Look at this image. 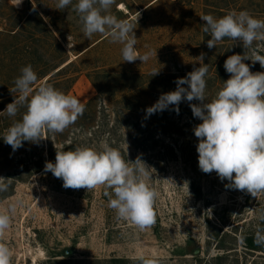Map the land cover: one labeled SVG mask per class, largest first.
<instances>
[{"label": "rangeland", "instance_id": "obj_1", "mask_svg": "<svg viewBox=\"0 0 264 264\" xmlns=\"http://www.w3.org/2000/svg\"><path fill=\"white\" fill-rule=\"evenodd\" d=\"M16 2L0 0V112L19 98V92L10 90L27 65L38 78L51 72L33 85L29 100L41 84H50L82 103L96 95L95 120L87 126L75 122L64 136L57 134L58 139L53 133L52 143L60 147L76 138L80 146L98 151L105 144L118 149L126 161L139 156L152 168L149 183L158 195L155 223L141 230L109 207L104 186L65 188L62 179L46 171L28 174L30 157L45 154L48 137L44 131V139L24 141L15 151L4 142L7 130L27 111V101L18 104L15 116L0 114V178L5 183L11 179L7 191L0 192V209L16 204L3 241L12 251L11 264H51L48 259L112 264L109 259L113 258L123 259L116 264H141L140 257L156 264H264V253L250 252L239 238L259 230L257 212L264 206V192L253 198L246 190L226 187L230 182L216 172L199 169V141L193 130L202 121L190 107L199 101H182L178 113L174 106L150 116L145 111L161 94L176 89L177 78L200 66L201 53L214 59L227 55L220 49L210 55L205 50L200 16H215L216 11L205 12L203 0H116L110 13L133 23L137 51L154 53L145 63L139 59L129 63L123 62L122 45L111 42L107 33L93 34L91 39L83 34L72 5L60 11L58 0H22L19 6ZM224 2L230 11L246 10L264 19V0ZM33 6L40 17L27 20ZM234 49L235 54L254 59L264 55V40L254 41L248 49L241 44ZM214 59L203 61L208 67L209 102L229 79L212 74L209 61ZM244 62L253 73L264 72L259 62ZM59 67L63 68L55 73ZM154 70L159 73L152 76ZM125 116H129L130 131L119 127ZM151 122L153 136L146 133Z\"/></svg>", "mask_w": 264, "mask_h": 264}, {"label": "clouds", "instance_id": "obj_2", "mask_svg": "<svg viewBox=\"0 0 264 264\" xmlns=\"http://www.w3.org/2000/svg\"><path fill=\"white\" fill-rule=\"evenodd\" d=\"M115 2L77 0L73 4V0H58L56 9L61 11L72 5L82 22L83 34L91 39L93 34L107 33L111 42L122 45L123 62L131 63L137 59L147 62L154 53L140 54L137 51L133 23L110 13ZM21 3L22 0H17L15 6ZM200 19L204 22L203 31L211 37L207 40L209 49L225 38L239 42L243 49L250 48L254 41L264 40V19L253 17L246 10H232L220 18L205 14ZM155 55L157 57V50ZM204 57L205 53H201L197 57L200 66L185 77L177 78L176 89L161 94L156 103L145 110L146 116L164 111L169 106H174L178 113L182 101H199L190 103L193 116L202 121L193 130L199 141L196 147L199 169L206 174L216 172L221 180L230 182L226 187L246 190L255 198L264 192V72L253 73L244 61L259 62L264 68V55H255L254 59L245 54L228 56L224 68L230 78L224 81L210 102L205 91L208 67L203 62ZM158 73L159 70H154L152 76ZM37 79L31 65L23 67L15 80V87L10 90L19 92V98L0 112L15 116L18 104L27 101V111L22 119L15 122L3 137L13 151L22 147L24 141L44 139L45 130L63 132L85 111V105L79 99L50 84H41L29 100L32 85ZM150 169L139 156L135 161H126L118 149L107 144L99 151L90 147L57 151L55 163H45V171L62 179L65 188L93 190L104 186L105 194L110 197L109 207L116 211L118 217L131 221L141 230L155 223L153 209L158 193L149 183ZM4 179L0 178V192L7 191L11 183L10 178L8 183ZM15 211L16 204L0 209V264H11L12 251L3 241ZM257 216L264 222V208L258 210ZM256 242L264 243V228L256 232ZM139 259L141 264H156L152 259Z\"/></svg>", "mask_w": 264, "mask_h": 264}, {"label": "trees", "instance_id": "obj_3", "mask_svg": "<svg viewBox=\"0 0 264 264\" xmlns=\"http://www.w3.org/2000/svg\"><path fill=\"white\" fill-rule=\"evenodd\" d=\"M224 1L225 0H203V5H204L205 12H209V11L211 12V11L214 10V11H216L214 17L220 18V17H222V15L224 16L226 13H228L230 11L229 10V5L226 2H224ZM39 17L40 16L38 15L37 11L32 9L31 13L26 16V19L27 20H30L31 18H38L39 19ZM203 23H202V26H204ZM42 24H43L44 29H47V26L45 25V23H43V21H42ZM203 35H204V40H205V42H204L205 50L209 53V55H210V53L214 52L217 49L224 50V52L227 54L225 57H224L225 54H223L220 58H216V59H214V58H206V55H205V58H204L205 59V63H208V59H214V60H210L209 61V63H210L209 66H210V69H212V74L216 78H219L220 76L221 77L222 76H226L227 78H230V74H228L225 71L224 62L228 58V56H231V55L235 54V49L234 48H235V46H238L240 44L239 43L235 44V41H232L230 39L225 38L224 40L219 42L216 45V47H214L212 49H209L207 47V40L211 38L210 34L209 33H205L203 31ZM66 65H68V64H66ZM57 67H56V69H57ZM62 68L57 70L55 73H58ZM50 73L51 72L49 71V72H46V73L42 74L37 79V81H39L40 79L44 78L46 75H49ZM47 81L48 80H46V82ZM33 85H35V84H33ZM33 85H32V87H33ZM95 90H97V92H99L100 88H95ZM95 99H96V95L93 96L92 98H90L88 101H86L84 103L85 111H84L83 115L79 116L77 118V120L75 121V122H79L80 123L79 125L82 124L83 126H87L90 123L89 121H91L93 119L95 120L96 116L93 115L94 111H93V107H92L93 106V100H95ZM13 101L14 100H12L11 102H13ZM11 102H9L8 104H10ZM126 110H128V108H126ZM122 114L125 115V112L122 111ZM128 117L129 116H125V118H126L125 122L123 124H119V127H122V129L125 128L127 131H130L132 125L129 126L130 119ZM150 125H151V128H148L146 130V133H148V135H150V136H153L154 133H155L154 132V128L152 126L153 122H151ZM93 132H94V129H93ZM140 132L143 133L144 131H140ZM45 133H46V135L48 137V139L46 138L47 141H46V144H45V154L44 153L43 154H37L35 156L30 157V162H29V164L27 166L28 167V174L34 175V174L41 173V172L45 171V163L46 162L50 161V162L55 163V157H56V152L57 151H68V150H74L76 147H83V146L79 145L80 144V140H78V139L76 140V138H74V140L72 142H69V143H65L64 142L63 144H61L60 147H56V146H54V144L51 141V140H53V138H51V139L49 138L55 132H50L48 130H45ZM65 133H66V128L63 130V132L55 133V137L57 136V134H59V136H64ZM56 138L58 139V137H56ZM57 139H55V140H57ZM48 173L50 175H53L51 172H48ZM263 208H264V206H263ZM257 226H258V229L264 228V222L259 221ZM253 233L254 232L247 233V234H241L239 236L242 246H244L246 249L250 250V252H252V251L256 252L257 251V252H263L264 253V246H260L259 245L260 243L256 242V234L255 233L253 234ZM64 256H66V255H64ZM47 262L51 263V264H60V263H65L66 264L67 263L66 260H63V259H54V260L48 259ZM109 262L112 263V264L121 263V262H123V259L113 258V259H109Z\"/></svg>", "mask_w": 264, "mask_h": 264}, {"label": "water", "instance_id": "obj_4", "mask_svg": "<svg viewBox=\"0 0 264 264\" xmlns=\"http://www.w3.org/2000/svg\"><path fill=\"white\" fill-rule=\"evenodd\" d=\"M198 252V249H196L195 251H194V254H196ZM68 252H66V254H67Z\"/></svg>", "mask_w": 264, "mask_h": 264}, {"label": "crops", "instance_id": "obj_5", "mask_svg": "<svg viewBox=\"0 0 264 264\" xmlns=\"http://www.w3.org/2000/svg\"><path fill=\"white\" fill-rule=\"evenodd\" d=\"M87 101H88V100H87ZM84 103H85V102H84ZM84 103H83V104H84Z\"/></svg>", "mask_w": 264, "mask_h": 264}]
</instances>
